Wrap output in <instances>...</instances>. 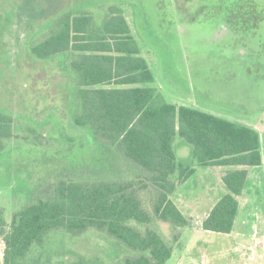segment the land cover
I'll return each mask as SVG.
<instances>
[{
  "label": "rangeland",
  "instance_id": "374dc122",
  "mask_svg": "<svg viewBox=\"0 0 264 264\" xmlns=\"http://www.w3.org/2000/svg\"><path fill=\"white\" fill-rule=\"evenodd\" d=\"M216 1L0 0V115L12 120L0 149V212L6 221L62 180L145 181L140 166L76 123L82 101L71 68L74 54L40 58L33 51L67 13L91 15L96 29L119 10L154 74L151 86L165 100L257 127L262 138L263 163L247 167L231 233L200 227L201 215L229 192L223 175L231 167L197 166L178 184L172 199L184 214H194H185L191 219L185 227L157 219L155 189L143 188L144 207L155 217L151 227L173 248L167 264H264V0L246 6L242 17L254 25L247 28H232L224 4L217 9ZM177 143L179 158L190 159V146L179 137ZM4 248L0 235V264ZM135 254L107 230L57 228L33 245L28 261L125 264Z\"/></svg>",
  "mask_w": 264,
  "mask_h": 264
},
{
  "label": "trees",
  "instance_id": "16d2710c",
  "mask_svg": "<svg viewBox=\"0 0 264 264\" xmlns=\"http://www.w3.org/2000/svg\"><path fill=\"white\" fill-rule=\"evenodd\" d=\"M236 1L221 2L232 28L237 18ZM57 28L34 47V53L40 58L74 54L71 68L78 76L82 101L76 123L140 166L146 178L62 180L47 197L15 212L10 222L0 212L5 245L2 263L30 264L31 248L42 244L53 229L83 231L92 227L107 230L136 252L125 264H167L173 248L151 226L155 217L178 227L191 224L171 196L197 166L231 167L223 175L229 192L202 223L206 231L231 233L240 207L238 196L248 179L247 167L263 163L261 133L250 125L165 100L151 86L154 74L119 10L96 29L91 15L69 13L58 21ZM11 122L0 115V149L3 139L11 136ZM178 137L190 146V159L179 158ZM147 186L155 189V217L140 196Z\"/></svg>",
  "mask_w": 264,
  "mask_h": 264
},
{
  "label": "flooded vegetation",
  "instance_id": "af4514ba",
  "mask_svg": "<svg viewBox=\"0 0 264 264\" xmlns=\"http://www.w3.org/2000/svg\"><path fill=\"white\" fill-rule=\"evenodd\" d=\"M223 0H217L216 1V7L217 9H219L221 7V2ZM252 0H237L236 1V8H237V12H236V24L234 25V28H247L249 25L247 24V19H243L242 14L244 15L245 13H247V9L246 6L251 3L253 6V3L251 2ZM254 9V8H253ZM254 11L257 13V15L259 16V18L261 19L262 17V12L259 10V8L257 7L256 4V9H254ZM241 18V19H240ZM244 25V26H243ZM248 25V26H247ZM249 26V27H253Z\"/></svg>",
  "mask_w": 264,
  "mask_h": 264
},
{
  "label": "crops",
  "instance_id": "0c3cea01",
  "mask_svg": "<svg viewBox=\"0 0 264 264\" xmlns=\"http://www.w3.org/2000/svg\"><path fill=\"white\" fill-rule=\"evenodd\" d=\"M241 122V121H240ZM242 123V122H241ZM251 126V125H250ZM252 127H254V126H252ZM254 128H256L257 129V127H254ZM258 131H259V129H257ZM263 153V152H262ZM224 194H226V193H224ZM223 194V195H224ZM223 195H221V196H219L212 204H211V206L209 207V209L207 210V211H205V213H203V215H201V218H200V227H202V223H203V221H204V219L207 217V215L209 214V212L211 211V209L213 208V206L218 202V200L223 196ZM178 207L180 208V206L178 205ZM184 213V212H183ZM186 214V213H185ZM187 216H194V214L193 213H190V214H186ZM196 217H198V215L196 214Z\"/></svg>",
  "mask_w": 264,
  "mask_h": 264
},
{
  "label": "built area",
  "instance_id": "2783aa9c",
  "mask_svg": "<svg viewBox=\"0 0 264 264\" xmlns=\"http://www.w3.org/2000/svg\"><path fill=\"white\" fill-rule=\"evenodd\" d=\"M261 241V240H260ZM3 255V254H2Z\"/></svg>",
  "mask_w": 264,
  "mask_h": 264
}]
</instances>
